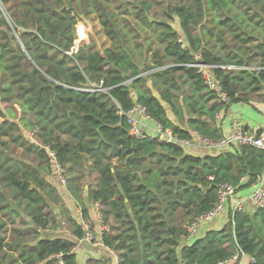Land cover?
<instances>
[{
  "label": "trees",
  "instance_id": "1",
  "mask_svg": "<svg viewBox=\"0 0 264 264\" xmlns=\"http://www.w3.org/2000/svg\"><path fill=\"white\" fill-rule=\"evenodd\" d=\"M81 16L109 47L74 52ZM197 53L231 104H264V0H0V264H80L85 231L49 180L48 151L83 222L98 204L108 227L112 257L83 264H223L238 252L264 264V206L183 239L220 185L254 189L264 173L255 146L197 156L181 143L224 137L216 117L229 105L192 66ZM137 106L173 140L135 137ZM61 223L69 235H45Z\"/></svg>",
  "mask_w": 264,
  "mask_h": 264
},
{
  "label": "built area",
  "instance_id": "2",
  "mask_svg": "<svg viewBox=\"0 0 264 264\" xmlns=\"http://www.w3.org/2000/svg\"><path fill=\"white\" fill-rule=\"evenodd\" d=\"M77 47H74V52H77ZM193 67L197 68L198 71L202 74L205 84L208 86V88L212 91L216 92V95L218 99L225 103L226 105L231 104L230 98L224 93L221 89L220 82L215 78L213 71L209 65H206L202 61V55L201 53H197L194 55V63L192 64ZM98 90H102L101 88H97ZM138 113L141 116V119L144 121H153L151 120L148 115L145 113V110L137 106L133 108L130 112L127 113L128 123L131 127V133L139 138V139H145L150 138L153 139L155 137L159 138L160 140L171 142L173 140V137L170 132H163L160 127L157 125L158 130L156 135L149 134L142 124L141 120H137L134 117V114ZM34 133H29V137H32ZM159 135H161L159 137ZM200 143L205 145L209 150L213 152H220L221 150H224L232 145H252L255 146L261 150H264V128L262 129L261 133L259 135L255 134H249L244 131V129L241 126H234L232 128V131L229 136L223 137L219 141H212V140H206L202 138L201 136L194 134ZM184 146H188L191 141H182L181 142ZM48 157L51 159L53 165H54V172L58 179V182L60 183L62 188L66 189L67 186V174L66 170L56 161V156L54 152L48 151ZM241 182H244V178L241 179ZM238 187L232 186L230 184H222L218 187V203L217 205L199 215L196 217L190 226L187 229V235L183 237L184 241L189 242L194 237H196L199 234L200 229L217 219L218 217L223 216L226 214L227 207L231 210L232 214L235 212H242L247 210H256L264 206V173L262 175V178L260 180V183L253 189V191L247 195V196H239L238 195ZM96 207L99 208L98 204H95ZM251 208V209H249ZM101 219V218H100ZM83 229L85 231L84 237L82 239L77 240L78 243H86L89 245H100L103 246L101 243V235L103 232L108 230V227L104 226L101 220V227L99 230V233H95L89 223L83 222ZM52 231H54L57 235L62 234H68L69 230L67 229V226L65 223H61L58 227L54 228ZM100 236V241L97 240V237ZM238 255H244L241 252H238L232 259H237ZM58 259H60V255L56 256ZM255 263V258L250 257V264Z\"/></svg>",
  "mask_w": 264,
  "mask_h": 264
},
{
  "label": "crops",
  "instance_id": "3",
  "mask_svg": "<svg viewBox=\"0 0 264 264\" xmlns=\"http://www.w3.org/2000/svg\"><path fill=\"white\" fill-rule=\"evenodd\" d=\"M134 117L137 120H141L144 125L145 130L152 135H156L158 132V127L153 121H144L141 119L140 114L135 113ZM217 123L220 126L223 136L227 137L230 135L232 128L234 126H241L245 132L249 134L257 135V132L260 129L264 128V104L263 103H254L253 106L244 104V103H233L228 106V108L220 111L216 117ZM227 149V148H226ZM224 149V150H226ZM229 149V147H228ZM186 150L189 153H192L197 156L211 155L216 154L209 150L205 145L199 142L198 138L194 135V139L191 143L186 146ZM223 151V150H221ZM64 190V189H63ZM253 189H245L238 191L239 196L249 195ZM62 194H65L63 197L64 202L68 209L71 212V215L74 219L82 224L83 219L81 217V210L68 195L66 190L62 191ZM88 206V205H87ZM89 217H90V227L97 234L99 233L101 227V219L98 212V209L95 205L88 206ZM251 209V208H249ZM251 211V210H249ZM230 215L232 212L227 207L226 214L221 217H218L214 221L204 225L199 234L205 235L208 231L219 230L223 228L230 220ZM57 235L54 231H48L47 236L55 237ZM68 235V234H62ZM97 240L100 241V236L97 237ZM75 252L78 256L80 264H83L89 258H101V257H112V252L100 245H89L86 243H78ZM115 257H113V263H115ZM223 264H250V257L247 255H238L237 259H231Z\"/></svg>",
  "mask_w": 264,
  "mask_h": 264
},
{
  "label": "rangeland",
  "instance_id": "4",
  "mask_svg": "<svg viewBox=\"0 0 264 264\" xmlns=\"http://www.w3.org/2000/svg\"><path fill=\"white\" fill-rule=\"evenodd\" d=\"M175 27L177 28V24H175ZM81 32L85 35L84 39H80ZM81 44H85V46L89 50L99 51V52H102L106 47L110 46V42L103 32V28L101 24L99 23V21L95 18V16H92V18H81L78 21L77 39L75 41V47L78 48L79 45ZM49 180L57 186V188L59 189L60 195L63 199L65 194H62L63 193L62 191H64L65 188L61 187L55 175V172L49 177ZM96 208L99 209L98 207ZM45 235H47V232L45 233Z\"/></svg>",
  "mask_w": 264,
  "mask_h": 264
},
{
  "label": "water",
  "instance_id": "5",
  "mask_svg": "<svg viewBox=\"0 0 264 264\" xmlns=\"http://www.w3.org/2000/svg\"><path fill=\"white\" fill-rule=\"evenodd\" d=\"M81 18H85L84 16H81ZM262 129H260L258 132H257V135H259L261 133ZM161 135H159L160 137ZM88 206H90L91 204L90 203H87Z\"/></svg>",
  "mask_w": 264,
  "mask_h": 264
}]
</instances>
